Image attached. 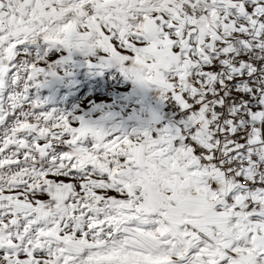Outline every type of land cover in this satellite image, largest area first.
Segmentation results:
<instances>
[{"label": "snow or ice", "instance_id": "6c2138e0", "mask_svg": "<svg viewBox=\"0 0 264 264\" xmlns=\"http://www.w3.org/2000/svg\"><path fill=\"white\" fill-rule=\"evenodd\" d=\"M0 264H264V0H0Z\"/></svg>", "mask_w": 264, "mask_h": 264}, {"label": "rangeland", "instance_id": "374dc122", "mask_svg": "<svg viewBox=\"0 0 264 264\" xmlns=\"http://www.w3.org/2000/svg\"><path fill=\"white\" fill-rule=\"evenodd\" d=\"M58 99H59V97H58Z\"/></svg>", "mask_w": 264, "mask_h": 264}]
</instances>
